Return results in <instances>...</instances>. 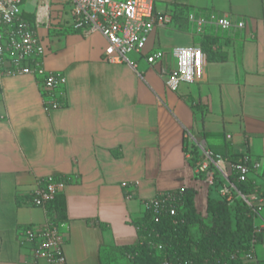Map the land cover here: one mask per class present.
<instances>
[{
    "label": "crops",
    "instance_id": "0c3cea01",
    "mask_svg": "<svg viewBox=\"0 0 264 264\" xmlns=\"http://www.w3.org/2000/svg\"><path fill=\"white\" fill-rule=\"evenodd\" d=\"M153 3L169 22L155 26L145 52L164 55L148 65L130 53L132 66L103 60L105 37L73 29L68 0H24L45 68L65 76L64 95L61 107L46 110L39 79L0 78V264H132L122 248L138 242L132 220L144 215L145 201L190 187L205 216L208 197L220 198L196 176L192 146L248 157L264 211V0ZM188 14L244 25L223 30L207 21L198 32ZM192 44L205 53L202 71L168 89L164 77L176 67L170 50ZM48 175L65 180L63 263H35L31 245L21 242L26 227L49 220L30 201L37 179ZM251 253L264 264V228Z\"/></svg>",
    "mask_w": 264,
    "mask_h": 264
},
{
    "label": "built area",
    "instance_id": "2783aa9c",
    "mask_svg": "<svg viewBox=\"0 0 264 264\" xmlns=\"http://www.w3.org/2000/svg\"><path fill=\"white\" fill-rule=\"evenodd\" d=\"M71 4L73 29L86 27L102 33L106 45L102 50L103 60L110 63L126 62L128 54L143 56L148 65H153L162 58L164 52L155 50L145 52L149 35L157 25H165L169 17L154 9L153 0H68ZM22 0H0V78L4 75L29 74L39 79L41 95L46 110L62 106L65 76L60 71L47 70L43 64L45 48L37 35L31 21L22 16ZM188 19L196 24L200 32L207 21L227 30L233 26L243 27V21L234 23L227 15L211 14L208 19L188 14ZM176 60V67L164 77V83L170 90H177L182 83H193L202 71L206 58L198 45H180L170 50ZM202 159L195 164V173L204 182L216 187L220 198L230 197L236 193L251 207L255 230L264 228V219L260 217L262 198L258 191L244 194L231 180L236 174L238 181H244L251 170V162L244 156L241 161L229 162L221 154L201 147ZM255 163L253 166H257ZM65 180L52 175L40 177L30 193L34 206L46 209L47 204L61 193ZM180 191H161L145 201L147 210L158 222L163 213L175 214V205ZM66 222L46 223L26 227L21 233V242L31 245V255L35 263H63L65 261L64 238L61 229ZM252 258V253L245 255Z\"/></svg>",
    "mask_w": 264,
    "mask_h": 264
},
{
    "label": "trees",
    "instance_id": "16d2710c",
    "mask_svg": "<svg viewBox=\"0 0 264 264\" xmlns=\"http://www.w3.org/2000/svg\"><path fill=\"white\" fill-rule=\"evenodd\" d=\"M22 16L29 20L23 13ZM189 151L190 164L195 167L203 156L196 146ZM222 156L231 163L243 159V156ZM230 178L244 194L256 190L249 177L238 181L236 174H231ZM207 186L209 190L212 188ZM171 191H180L175 214L163 213L155 222L152 212L146 210L141 218L132 220L138 242L122 248L132 264H254L245 255L252 252L259 232L255 230L251 207L241 197L236 193L225 198L209 196L206 215L202 216L194 205L193 188ZM46 211L53 223L66 220L62 193L47 204Z\"/></svg>",
    "mask_w": 264,
    "mask_h": 264
},
{
    "label": "rangeland",
    "instance_id": "374dc122",
    "mask_svg": "<svg viewBox=\"0 0 264 264\" xmlns=\"http://www.w3.org/2000/svg\"><path fill=\"white\" fill-rule=\"evenodd\" d=\"M23 3H24V0H22L21 8H22L23 5H24ZM41 6H42V3H41V2L36 6V8H37L38 11L40 10ZM127 56L129 57L130 54H128ZM260 213H261V214H264V211L261 209V210H260ZM256 220H257L258 222L260 221L259 219H256Z\"/></svg>",
    "mask_w": 264,
    "mask_h": 264
}]
</instances>
